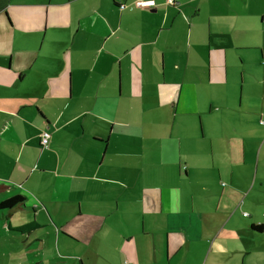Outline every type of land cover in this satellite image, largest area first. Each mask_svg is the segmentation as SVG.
<instances>
[{
    "label": "crops",
    "instance_id": "obj_1",
    "mask_svg": "<svg viewBox=\"0 0 264 264\" xmlns=\"http://www.w3.org/2000/svg\"><path fill=\"white\" fill-rule=\"evenodd\" d=\"M136 1L0 0V203L24 198L0 230L48 229L22 243L32 264L62 244L66 264H249L264 236L244 210L264 198V0ZM237 203L249 246L209 247Z\"/></svg>",
    "mask_w": 264,
    "mask_h": 264
},
{
    "label": "rangeland",
    "instance_id": "obj_2",
    "mask_svg": "<svg viewBox=\"0 0 264 264\" xmlns=\"http://www.w3.org/2000/svg\"><path fill=\"white\" fill-rule=\"evenodd\" d=\"M222 183L223 182H221V184ZM255 188L257 189L258 187L256 186ZM0 197H6V195L4 196L2 193H0ZM252 197L253 196L251 195V197L245 198L246 205L244 206V210H247L250 215L254 214V215L258 216L259 219L256 221H261L262 225H264V198H252ZM0 200H2V198H0ZM226 204L228 206L232 207L233 202L226 203ZM238 207H239V205L237 203L236 207H234L235 212L233 213L232 221L228 225H226V223H227L226 222L224 224V227H221L220 231H217L213 234V238L211 240L209 247L211 245H213V243L215 244L216 241L221 242L222 240L228 239L230 236L233 238H235V236L237 237V239L236 238L235 239H236L238 246H241V247L249 246L248 239H249V236H251V232H249V230L245 227L246 226L245 223L247 222V220L249 218L245 219L242 216V214L244 213L243 212L244 210L238 209ZM0 211H1L2 215H5V212L7 214L8 211H11V209H5L3 211L2 210H0ZM13 213L16 214L17 212L15 211ZM21 217H22V219H29V221H34V218H35L33 215L26 216L25 214ZM251 220H253V219H251ZM38 221H40V220L38 219ZM20 223H21L20 219H17V221L14 220V225H18V227H20L21 226ZM233 225H238L237 227H244L247 231L241 230L240 228H234ZM47 230H48L47 228L43 229V230H36L26 240L22 236H18V235H14V234L8 235V234H5L4 230H0V264H32L30 262V261H32V258L25 259V257H23L22 252L27 250V249H25V246L23 244L31 243V240H33L34 237L43 236V234L46 233ZM230 230H231V232H230ZM7 231H9V226H7ZM63 233L66 234V228L63 231ZM246 236H247V240L245 239ZM49 239H50V242L48 244L51 245V248H52L53 243L51 242L50 237H49ZM243 239H245V240H243ZM90 240H91V238H90ZM261 241H262L261 243H259L255 248H253V249H256L254 251L255 253H253L249 257V259L247 260V263H249V264H264V236L262 237ZM94 253H96V252H94ZM113 254H115V253H113ZM208 254L209 253L207 252L203 264H229L230 262H232V264H236V261H237L236 257L229 258L228 257L229 255H222V256L215 258L214 255L208 256ZM241 255L242 254H238L237 256L240 257ZM57 256L61 257V259L58 260L57 263L55 260L54 264H66V262H68L69 259L67 258V260H66V248H65L64 244H62L60 246V248L59 247H58V249L56 248L55 254H54V252H49V253H44L42 255V257H41V255H39L40 259L43 257H49V259H47V260L56 258ZM35 262H36V260H34V263Z\"/></svg>",
    "mask_w": 264,
    "mask_h": 264
},
{
    "label": "trees",
    "instance_id": "obj_3",
    "mask_svg": "<svg viewBox=\"0 0 264 264\" xmlns=\"http://www.w3.org/2000/svg\"><path fill=\"white\" fill-rule=\"evenodd\" d=\"M117 5L119 6V7H121L120 6V4H119V1L117 2ZM24 202V198H22L21 196H16V197H13V198H9V199H7V200H5V201H3V202H1L0 203V210H5V209H14L15 207H17L18 205H20V204H22ZM2 215V213H1V211H0V217H6L7 216V214L5 213V215L3 216H1ZM28 226H30V225H27L26 227H28ZM254 229H256V230H263L264 229V225H260V226H255V225H253L252 226Z\"/></svg>",
    "mask_w": 264,
    "mask_h": 264
},
{
    "label": "built area",
    "instance_id": "obj_4",
    "mask_svg": "<svg viewBox=\"0 0 264 264\" xmlns=\"http://www.w3.org/2000/svg\"><path fill=\"white\" fill-rule=\"evenodd\" d=\"M167 2L169 4H174L175 3V0H167ZM136 5L138 7H147V6H153V1L152 2H149V1H146V0H137L136 1ZM122 7H125L124 5H122ZM262 124H264V121H262ZM50 132L49 131H44L42 133V138H41V145L44 149H48L49 148V145H50ZM248 214L245 213L244 216H247ZM127 264V263H126Z\"/></svg>",
    "mask_w": 264,
    "mask_h": 264
}]
</instances>
